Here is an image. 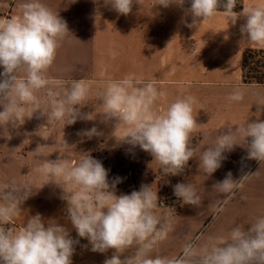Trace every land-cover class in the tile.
<instances>
[{
  "label": "crops",
  "instance_id": "crops-1",
  "mask_svg": "<svg viewBox=\"0 0 264 264\" xmlns=\"http://www.w3.org/2000/svg\"><path fill=\"white\" fill-rule=\"evenodd\" d=\"M25 2L0 0V23L18 17ZM136 2L132 12L123 15L105 0H41L66 21L69 30L59 41L47 78L53 82L85 81L89 89L85 105L76 106L81 113L102 112L100 104L107 81L126 76L154 84L159 94L153 105L156 114L164 113L177 98L191 96L196 100L193 115L200 126L191 136L200 138L193 147L191 170L180 183L197 177L201 204L195 207L182 202L179 211L157 208V215L168 227L166 238L146 253L137 243L129 246L121 254V259L127 258V264H139L145 256L179 257L189 243L206 247L213 239L226 236L234 226H247L256 217L264 216V161L248 159L247 147L235 146L224 153L227 158L221 167L208 176L199 160L201 152L213 146L229 127L235 129L246 122L264 121V83L244 80L246 54L264 52V46L245 40L240 26L246 18H239L233 25L227 12L216 11L210 18L201 19L198 26L189 27L192 23L187 12L189 0H185L183 7H163L158 5L159 0ZM248 7H264V0H243V8ZM51 87L57 94H63V85L54 83ZM235 90L243 94V99L229 102L228 96ZM36 95L41 101L40 108L50 106L44 90ZM32 107L26 106V111ZM20 123L15 128L8 126V136L3 135L4 127L0 126V192L5 187L28 185L33 194L21 203L18 214L0 226L18 230L39 213L46 221L51 220L48 222L64 225L71 238L79 241L74 245L72 264H104L115 250L91 251L88 240L78 237L67 219L62 194L56 193L55 184L40 181L43 174L38 169L46 160L72 159L76 148L88 144L89 139L96 144H111L108 146L111 150L123 147V158L136 167L143 166L144 151L120 141L125 129L115 128V120L103 122L99 113L92 121L77 119L69 125L66 120L48 123L47 116L37 110ZM58 124L64 127L61 137L56 134ZM92 127L101 134L95 138L83 135V130ZM237 143L244 144V137L238 135ZM228 172L235 181L244 175L247 178L226 198L214 185Z\"/></svg>",
  "mask_w": 264,
  "mask_h": 264
},
{
  "label": "clouds",
  "instance_id": "clouds-1",
  "mask_svg": "<svg viewBox=\"0 0 264 264\" xmlns=\"http://www.w3.org/2000/svg\"><path fill=\"white\" fill-rule=\"evenodd\" d=\"M119 14L132 12L136 0H105ZM237 0H191L188 14L192 17L189 27H196L222 8L233 25L241 17L246 18L240 26L245 40L250 44L264 46V7L243 8L234 11ZM185 0H159L158 5L183 7ZM21 13L5 23H0V126L3 135L8 136V126L18 127L25 118L41 110L48 123L66 120L73 124L77 119L92 121L102 114V121H116L115 128L122 126L125 133L120 141L132 147L139 146L148 152L169 175H180L194 157L195 149L190 145L191 134L197 129L193 115L194 97L177 98L162 114L153 111L158 92L152 82H143L139 77L126 76L120 80H109L100 107L102 112L81 113L89 89L83 80L71 82L51 81L47 70L56 58L59 41L69 32L67 23L41 0H26ZM95 38V37H94ZM63 85V94L53 91L52 85ZM44 90L50 98L48 108H40L41 101L36 93ZM243 94L235 90L228 96L229 102H238ZM26 106H33L26 111ZM101 133L96 127L83 130L88 138ZM239 136L244 144L237 143ZM251 138L250 143L247 138ZM67 147V143L65 142ZM235 146L247 147V158L264 161V121L246 122L229 127L219 135L213 146L205 148L199 157L200 166L211 176L222 165ZM40 171L52 177L62 189L61 199L66 201L67 219L77 236L87 239L91 251L115 252L106 258L104 264H127L121 254L137 243L145 253L166 238L168 227L156 213L157 192L152 187L141 185L130 194H115L120 178L109 181L108 170L102 162L90 155L83 156L75 165L62 158L46 160ZM239 181L228 172L214 187L226 198L234 194ZM32 188L5 187L0 192V225L6 224L18 214L21 203L32 195ZM174 195L183 205L198 207L201 196L190 183L173 186ZM226 202V201H225ZM222 210V209H220ZM51 221V220H48ZM46 221L38 213L28 219L18 230L0 226V264H72L74 245L79 243L69 235L62 224ZM139 264H264V216H258L247 226L236 225L226 236H220L201 248L198 244L185 245L182 254L176 258L156 256L142 257Z\"/></svg>",
  "mask_w": 264,
  "mask_h": 264
},
{
  "label": "rangeland",
  "instance_id": "rangeland-1",
  "mask_svg": "<svg viewBox=\"0 0 264 264\" xmlns=\"http://www.w3.org/2000/svg\"><path fill=\"white\" fill-rule=\"evenodd\" d=\"M245 59L246 77H244V80L246 82L264 83V52L248 53ZM59 95L62 94H58L57 98H59ZM55 129L56 134L61 137L64 127L62 125L59 126L58 124ZM78 129L79 128H77V130ZM95 137L96 136H94V138ZM199 138L200 136L198 135L191 136L190 145L194 147V145L198 143ZM94 142L96 141H91V139H89L88 144L76 148L75 155H73L72 159L65 160L69 161L70 165H75L81 157L83 158L85 155H90L92 158L102 162L105 169L108 170V178L110 182L117 177L120 178V181L116 183L115 187V194L117 196L121 194H130L133 190H139L143 184L151 186L152 191L157 192L159 198L157 208L168 207V209L176 211L180 204L182 208V200L174 195L173 186L180 183L182 177L190 172V161L180 175H169L161 170L159 163L153 160L154 158L148 152L144 151L143 166L136 167L123 158L122 154L124 153L123 151H125L122 149L123 147H119L120 149L117 150H111L108 148L111 144H96ZM49 179L54 178L46 177L44 175L40 176V181L43 183H47ZM196 179L197 177H192L188 183L192 184L198 193L199 185L197 184ZM55 187L56 193L62 194V189L57 185H55ZM210 206L211 205L209 204V209H211Z\"/></svg>",
  "mask_w": 264,
  "mask_h": 264
},
{
  "label": "trees",
  "instance_id": "trees-1",
  "mask_svg": "<svg viewBox=\"0 0 264 264\" xmlns=\"http://www.w3.org/2000/svg\"><path fill=\"white\" fill-rule=\"evenodd\" d=\"M190 3H191V0H189ZM243 9V0H237V3H236V7L234 9V11H241ZM217 11H223V12H226L225 10H223L222 8H220L219 10ZM248 55V53L246 54V56ZM245 77H246V73H245ZM257 83H260V82H257ZM180 209V206L178 207V209H176V211H179Z\"/></svg>",
  "mask_w": 264,
  "mask_h": 264
}]
</instances>
